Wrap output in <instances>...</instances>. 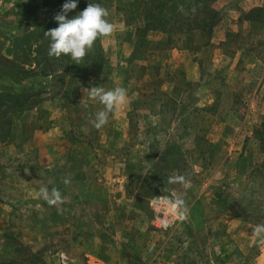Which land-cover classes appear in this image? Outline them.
Masks as SVG:
<instances>
[{
    "label": "rangeland",
    "instance_id": "1",
    "mask_svg": "<svg viewBox=\"0 0 264 264\" xmlns=\"http://www.w3.org/2000/svg\"><path fill=\"white\" fill-rule=\"evenodd\" d=\"M66 2L0 0V93H31L0 138V264H264V0L208 1L199 18L174 0L155 13L173 21L143 31L149 0H77L69 19L99 3L114 34L81 65L47 56L44 76L39 35ZM93 86L128 94L99 130ZM157 197L184 199L187 219Z\"/></svg>",
    "mask_w": 264,
    "mask_h": 264
},
{
    "label": "clouds",
    "instance_id": "2",
    "mask_svg": "<svg viewBox=\"0 0 264 264\" xmlns=\"http://www.w3.org/2000/svg\"><path fill=\"white\" fill-rule=\"evenodd\" d=\"M76 8L77 0H67L61 12L54 17L59 26L45 32L44 35L50 38L48 52L50 57L59 59L61 56H70L76 64L81 65L86 55L93 50L98 39L102 40L114 34L115 25L109 20V10L99 3H89L83 11L69 19L68 13ZM179 10L185 15L188 14L183 5L180 6ZM191 12L193 14L196 12L195 6L192 7ZM87 96L89 100L98 101L104 106L102 110L95 113L94 118L89 120L92 126L98 130L108 124L110 114H114L117 109L128 103L127 89L123 87L106 90L103 87L93 86L87 90ZM80 103L84 108L89 106L84 98ZM190 182L184 175L168 177L169 184L187 187ZM62 183L69 185L71 181L65 178L62 179ZM39 193L49 206L64 203L65 198L55 187L51 191L47 187H41ZM157 199L162 207L171 208L178 212L181 220L187 219L189 209L184 199L176 198L171 204H168L163 197H157ZM164 227L165 229L169 227L167 221H165ZM252 234L257 237L260 245H264V224L255 226Z\"/></svg>",
    "mask_w": 264,
    "mask_h": 264
},
{
    "label": "trees",
    "instance_id": "3",
    "mask_svg": "<svg viewBox=\"0 0 264 264\" xmlns=\"http://www.w3.org/2000/svg\"><path fill=\"white\" fill-rule=\"evenodd\" d=\"M174 0H149V2L147 3L146 7H145V11H144V16H143V27L141 28V30H145L148 28L150 24V20L153 19L154 22H156V26L152 27V30H156L159 29L163 23L166 22V20L168 19V21H173V18L167 17L163 14V17H158L155 16V13L157 12V10H161V11H165L166 9H168L172 4H170L171 2H173ZM208 1H212V0H194L188 4V10H191L193 6L195 7H201L202 9H206L207 6L205 5ZM204 12H206V14H208L207 10H205ZM199 13L195 12L194 13V18H199ZM166 19V20H165ZM194 21V20H192ZM198 21L196 22V24H193V22H190L187 25V30L189 29V32L194 31V30H205V22H203V26L197 24ZM49 28V26H44L43 30L41 31L39 37H43L45 31ZM35 41L37 43H39L38 38L35 39ZM48 49L44 55V57L39 60L37 62V64L39 65L40 72L44 74H46V68L49 67L48 65V61H47V56L48 55ZM39 55L42 53L41 48L39 47V52H37ZM18 74V73H17ZM15 75V74H14ZM47 75V74H46ZM31 99V93H28L26 91L23 92H12V93H0V138L4 136V133L6 134V131L8 132V126L10 124V121L8 122L9 118H6L5 115H8V113H16V112H22L24 109H26L27 106H29V101ZM8 103L10 104V106H5V104ZM12 115V114H9ZM7 126V130H5ZM3 133V134H2Z\"/></svg>",
    "mask_w": 264,
    "mask_h": 264
},
{
    "label": "built area",
    "instance_id": "4",
    "mask_svg": "<svg viewBox=\"0 0 264 264\" xmlns=\"http://www.w3.org/2000/svg\"><path fill=\"white\" fill-rule=\"evenodd\" d=\"M167 202H168V204L170 203V199L169 198H164ZM159 205H160V202H159ZM161 206V205H160ZM160 209H165V207H159Z\"/></svg>",
    "mask_w": 264,
    "mask_h": 264
}]
</instances>
